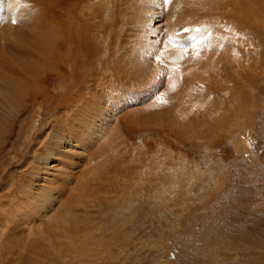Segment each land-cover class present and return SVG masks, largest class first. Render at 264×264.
<instances>
[{
    "label": "bare ground",
    "instance_id": "obj_1",
    "mask_svg": "<svg viewBox=\"0 0 264 264\" xmlns=\"http://www.w3.org/2000/svg\"><path fill=\"white\" fill-rule=\"evenodd\" d=\"M262 95L264 0H0V264L119 261Z\"/></svg>",
    "mask_w": 264,
    "mask_h": 264
},
{
    "label": "rangeland",
    "instance_id": "obj_2",
    "mask_svg": "<svg viewBox=\"0 0 264 264\" xmlns=\"http://www.w3.org/2000/svg\"><path fill=\"white\" fill-rule=\"evenodd\" d=\"M261 99L260 117L253 122L254 107L241 134L249 146L238 148L231 139L223 150L194 152L201 176L168 207L134 219L117 246L120 260L112 264H264V95ZM36 131L29 129L26 139ZM20 148L3 155L0 193L7 190L3 179L23 168Z\"/></svg>",
    "mask_w": 264,
    "mask_h": 264
}]
</instances>
